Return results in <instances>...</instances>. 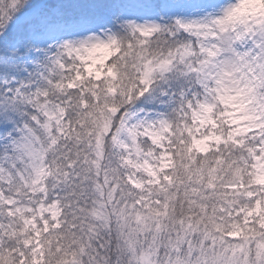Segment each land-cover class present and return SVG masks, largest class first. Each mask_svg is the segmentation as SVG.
Segmentation results:
<instances>
[{"label": "snow or ice", "instance_id": "1", "mask_svg": "<svg viewBox=\"0 0 264 264\" xmlns=\"http://www.w3.org/2000/svg\"><path fill=\"white\" fill-rule=\"evenodd\" d=\"M0 264H264V0H0Z\"/></svg>", "mask_w": 264, "mask_h": 264}]
</instances>
